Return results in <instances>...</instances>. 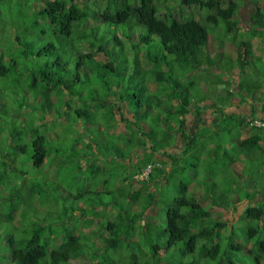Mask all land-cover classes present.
I'll list each match as a JSON object with an SVG mask.
<instances>
[{"label":"rangeland","instance_id":"rangeland-1","mask_svg":"<svg viewBox=\"0 0 264 264\" xmlns=\"http://www.w3.org/2000/svg\"><path fill=\"white\" fill-rule=\"evenodd\" d=\"M138 1L128 0L127 3L135 4ZM234 1L239 5L235 19L238 18L237 25L242 27L238 31H227L222 18H218L217 23L206 20L208 15L216 13L217 6L188 5L182 0H154L159 5L158 12L162 19H165L163 16L166 13L169 19L194 18L209 33L208 42L212 45L203 46L194 57L179 58L176 55L163 56L156 36L149 44H140L133 49L136 37L146 32L145 27L135 19L125 24H111L101 18L105 8L114 11L116 7H121V0H79L87 17L74 21L68 34L58 31L59 25L50 23L46 16L40 14L43 0H0V56L4 57L3 63L9 67L7 74L0 76V264H11L10 236L18 244L23 242L30 235L33 228L30 225L34 221L40 222L46 229L41 243L51 233L54 236L59 234L56 241H60L63 235L72 232L80 235L85 247L95 250L94 259L85 252L70 264H93L96 261L99 264H147L145 255L151 254V246L165 244L161 229L165 226L167 208L181 194L180 182L189 184L185 197L194 196L203 204L211 203L209 199L203 200L205 194L200 195L197 190L204 188L202 179L208 174V171H204L208 163L216 162L211 160L203 147L197 146L198 150H191L185 157L174 155L179 157L177 164L181 166L187 167L189 163L197 165L196 172L192 168L178 171L165 186L161 181L156 183L157 179L152 182L150 186L153 187L155 201L151 208L155 216L140 217L132 234L126 220L137 212V208L143 210L147 196L146 193L141 195L137 205L131 206L132 201L125 196L129 186L123 184L122 177L131 171L140 174L145 160L152 163L157 157L147 152L141 155L137 164L130 163L134 169L127 168L124 163L127 159L132 160L133 149L139 147L135 145V138L132 140L122 132L111 131L106 110L121 95L135 93L137 97L132 95L127 100L134 105L139 99L144 113L148 104L152 107L149 115L142 112L147 124L154 123L153 113L156 112L170 117L163 106L177 105V99L170 98L174 81L179 82L176 91L183 90L189 95L191 105L201 108L207 100L215 101L225 96L228 85L234 82L231 68L234 74L241 76L243 87L250 95L254 90L264 92V51L257 39L259 35L255 36L251 30L256 26L247 24L256 6L264 11V0ZM225 2L227 0H220L221 5ZM116 35L119 37L117 41ZM241 39L250 40V57L245 65L244 61L240 64L236 59V46ZM47 42H52L54 49L38 56V48ZM98 46L102 47L100 51H96ZM223 48L226 49L224 55H229L228 61L231 58L232 62L224 63L223 56L220 57L219 52ZM135 52L140 65L134 62ZM208 52H212V57ZM148 54H156L161 62L153 66ZM194 59L199 62L197 67L193 64ZM213 65L220 70L213 69ZM241 67L244 68L242 71ZM157 68L165 71V76H172L164 81V85L152 79ZM44 72L51 73V82L62 80V85L51 93L50 106L42 98L48 79ZM143 86L147 87V92L143 91ZM36 94L40 97H35ZM101 101L108 102L106 108L96 109ZM85 102L95 111L87 117L90 123H86L84 115L77 116L74 111L77 107L83 108ZM170 118L172 124L164 128L175 132L176 115ZM245 124L250 127L246 121ZM220 126L229 132L214 136L212 143L222 138L229 140L236 133L237 126L232 127L229 120L222 121ZM202 128L197 137L207 129ZM126 131L131 132L130 126ZM38 135L45 137L48 152L43 164L37 168L32 165L30 157L32 141ZM204 141L207 143L206 138ZM230 146V155L237 156V143L232 141ZM218 153L216 151L217 160L220 161L224 156ZM201 154H204L203 158H200ZM230 171L227 175L229 178L237 177L236 170ZM242 172L247 183L246 194L223 193L222 189L229 185L221 184V178L217 176L212 177L222 192H215V198L224 201L225 207L233 206L241 198L245 203L242 209L239 208L235 214L217 217L219 213L212 206L214 211L210 210L211 214L198 226H212L220 218L229 225L222 227L218 233L214 232L209 239H199L193 253L184 252V241H179L168 251L172 264H229L230 261L234 264H257V256H260V264H264V253L261 254L257 246L258 242L264 241V153L261 155L258 152L253 159L247 160L246 170ZM157 173L153 171V176ZM136 175L135 179L140 184L147 182L148 178ZM150 186L144 187L149 189ZM80 192L84 194L75 199ZM10 199L13 200L8 203ZM10 204L13 206L10 207ZM249 206L260 208L261 217L246 215L245 209ZM7 212L12 215L10 222H6L3 216ZM110 222L115 224L111 229L108 227ZM143 223L148 225V229L143 228ZM114 231L128 236V241L119 242L117 249H107L103 240L113 237ZM203 242L207 245L218 243L219 255L214 259L205 257L200 251ZM231 243L239 246L233 248ZM159 254L161 256L162 251Z\"/></svg>","mask_w":264,"mask_h":264},{"label":"trees","instance_id":"trees-1","mask_svg":"<svg viewBox=\"0 0 264 264\" xmlns=\"http://www.w3.org/2000/svg\"><path fill=\"white\" fill-rule=\"evenodd\" d=\"M43 1L44 3L42 4V8L39 10L40 14L46 16L50 23L59 25L58 31L60 30L61 33L68 34L71 31L72 23L74 21H82L84 18L87 17V12L81 7L80 4H82V2H79V0ZM127 1L128 0H121V2L119 3L121 7H116L114 11H111L109 8H105L101 13V18L103 20L109 21L111 24H125L131 19H135L137 23L144 26L146 32L140 33L136 37V41L134 42L135 44L134 46H132L133 49H137L140 44H149L152 41L153 36H156L159 39L163 56L176 55L179 58L188 56L194 57L196 56L195 54H197L203 46L207 45L209 33L206 27L202 25L198 20L190 17H186L183 19H177L172 17L171 19H169L168 15H166L167 13L163 16L165 17V19H162L160 17L161 15L159 16L158 12L159 5L154 3V0H139L135 4H129L127 3ZM182 2L188 5L196 3L201 6H217L216 13L208 15L206 17V20L208 22L217 23L218 18H222L226 23L227 31H233L234 29H237L238 31L240 28H242L237 25L239 23V20L237 21L238 18L235 19V17H237L239 5L234 0H227L224 5L220 4V0H182ZM247 22L256 26L251 28V30H253V32L255 33V36L257 34L259 36L264 34V11L261 10L260 6H256L254 8ZM115 38L116 41L119 40V37L117 35L115 36ZM54 47L55 46L52 42H47L45 45L38 48L36 53L38 56H41L48 51H52ZM249 47L250 40H239V44L236 46L238 53L236 59H238L237 61L240 64L242 63V61H244V65L248 63L247 59L250 57ZM101 49L102 47L98 46L96 48V51H100ZM148 58L153 63V66H157V64L161 62L160 57L156 54L154 56L148 54ZM3 59L4 57L1 55L0 76H5L9 70V67L3 63ZM134 62L136 65H140V61L137 57V52H135L134 55ZM198 63L199 62L194 59L193 64L196 67L198 66ZM157 69L158 71L153 72L154 75L152 78L155 82H157V84L164 85V81H167L168 78H172V76H165V71L161 70V68ZM44 75L48 79L46 81V88L42 92V98L47 100V104L50 106L52 104L51 93L57 87L62 85V80H54V82H51V80L49 79L51 73L44 72ZM35 84L36 82L33 83L34 86ZM172 84L173 85L170 98L172 100L177 99V105L170 104L169 106L163 107L165 112L169 114L170 117L171 115H176V129L181 130V127L185 123V114L189 112V107L191 106V103L188 94L183 93V90H180L179 92L176 91L179 82L174 81V83ZM185 88L186 87H183L182 89ZM143 91L147 92L146 86H143ZM132 95L134 97H137L135 93L130 95L126 94L127 97L121 95L118 101L114 102V104L111 105L108 110H106L107 124L109 128H111V131H117L121 125H123L124 128L130 126L131 132H128V134L124 135H126L129 139L132 138V140L135 138V145H138L140 147L145 148L146 145L149 144L147 148L151 150V152H149L151 153V155L158 153L159 150H164L166 147L172 146L174 143V132L173 130L171 131L167 130L168 128H164L172 124V118L163 117L160 113L156 112L153 113L154 123L150 125L147 124L144 118L142 117H144L145 115H149V112L152 107H150V105L148 104L144 113L141 110L142 102L139 99L134 102V105L132 102L127 100L130 99ZM35 97H40V95L36 94ZM107 103L108 102L101 101L99 103L100 107L96 109L101 110L102 108H106L105 105ZM131 107H133L132 111L130 110ZM74 111L77 116L84 115L86 117V123L91 122L87 121V117H89L93 114V112H95L92 111L91 106L89 104H86V102L85 105H83V108L77 107ZM142 112L145 114L144 116L142 115ZM243 122L245 123V120H243ZM207 133L208 130L206 129L204 133L199 137H197V135L191 137L186 136L188 141L186 142V147L184 148V150L180 152V155L185 157L188 155L189 152H191V150H195L201 142L200 139L205 138ZM255 139H257V137L246 138L241 141V145H244V148L245 146H247L246 148L250 149L252 147L249 145L252 144ZM32 148L33 152L30 157L31 163L34 167L38 168L43 164L48 152V149L45 146V137L43 135H38L32 141ZM119 153L122 154V152ZM226 155L229 156L230 154ZM210 158L212 161H215L216 164L219 163V161L217 160L216 153L210 154ZM178 160L179 157L171 155L169 168L168 170H165L161 168L164 162L162 160L159 161L158 159H154L152 163L159 164V166H155L153 171L158 173L153 176L152 171V173L149 174V177L145 184L144 182L140 184V182L135 179L134 173L132 171L129 172L128 175L122 177L123 184L129 186L127 192H125V196L128 200L132 201V204H130L131 206L135 207L137 205V202L141 195L146 193L147 196V204H145L143 210L140 211L137 210V208V212L132 213L131 216H129L126 220V226L131 228L132 234L134 232V227H136L137 220L140 217H142L143 215H145V217L155 216V212L151 208V204H153V202L155 201V194L153 187L150 186L153 184L152 182H154L155 179H157L156 183L159 184V182L161 181V183H163L165 186L171 181L173 174L178 171L182 172L183 170H188L189 168H192L193 171L196 172L197 165L189 163L187 167H184L177 164ZM148 161L145 160V166L147 163H149ZM136 168H139V166H137ZM99 169L100 167H98V170ZM202 183L204 184L203 187L206 190V194L208 195V198L211 202L209 204H203L200 200L198 201L194 196L185 197V192L187 193L189 184L186 182L179 183L178 186L181 188V194L179 197L174 198L171 202V205L167 208L165 213V226L161 229L162 236L166 239L165 244L163 246L157 244L151 246V254L145 255L148 259L147 264H172L169 257L171 254L168 253V251L179 241H184V246L182 248L184 252L193 253L199 239H209L210 237H212L214 232L217 231L218 233L220 232L222 227L229 225V223L220 218V220H216L212 226H204V224H200L198 226L199 223H202L206 218H208V216L211 214L210 210L214 211L212 209V206L225 207L223 205L224 201L215 198L214 193L219 190V188H217L216 186L215 181L207 182L203 179ZM145 185L150 186V190L148 189V187H144ZM227 188L228 187H226V189ZM42 192L44 191H41V193ZM223 193H226V191H223ZM83 194V192L77 193L75 199L79 198V196H82ZM12 200L13 199H10L8 203H10ZM236 202L234 203L235 207L237 206ZM9 206L11 207L13 205L10 204ZM13 209L14 207L11 208V210ZM245 214L250 217L260 218L262 215V211L260 208H257L255 206H249L247 207V209H245ZM220 215L222 217V214H217V217H220ZM3 216L6 222H10L12 220V215H10L9 212L4 214ZM30 226L33 227L32 231L30 235L24 238L23 242H20L18 244L14 237L10 236L9 243L12 250L9 254V260H11V264H70V261L80 258L82 255H84L85 252H87L92 259L95 258V250L93 248H88L87 246L85 247L81 243L82 241H80L79 234H74L72 232L67 233L61 237L60 241H56L57 236L59 234L57 236H54L51 233V235L46 237L45 240L41 243L42 234L46 232V229H44V226H42L41 223L38 221H34ZM114 226L115 224L112 222L108 224V227L110 229ZM142 226L143 228L145 227V229H148V225H146V223H143ZM113 233V237L111 236L103 240L105 241L107 249H117L119 242L128 241V236L123 235L122 233L117 234L115 231ZM200 246V251L205 257L214 259L219 255L220 245L218 243H212L211 245H207L203 242ZM238 246L239 245H234L233 243H231V247L233 248H236ZM257 246L259 248L260 253L263 254L264 241L258 242ZM161 251L162 255L160 256L159 253ZM256 262L257 264H260V256L256 257ZM93 264L99 263L96 261L93 262ZM132 264L138 263L134 262ZM180 264L194 263L190 262ZM229 264L234 263L230 261Z\"/></svg>","mask_w":264,"mask_h":264},{"label":"crops","instance_id":"crops-1","mask_svg":"<svg viewBox=\"0 0 264 264\" xmlns=\"http://www.w3.org/2000/svg\"><path fill=\"white\" fill-rule=\"evenodd\" d=\"M257 39H259V44L262 45L261 49L264 51L263 49L264 34L259 36ZM207 45H212V43L210 44L208 42ZM229 46L228 48L226 47L228 50H230ZM225 51H226L225 48L220 50L219 52L220 57L223 56L222 60H224V63H229L230 61L232 62L231 58H230V61H228L229 55L228 56L224 55ZM233 51H234V48H233ZM212 52H208L210 53V56ZM225 56H226V59H225ZM263 57H264V53H263ZM247 62L249 61L247 60ZM212 68L214 69L215 66L213 65ZM240 69L242 71L244 68L242 67ZM215 70L219 71L220 69L215 68ZM233 70L234 69L231 68L230 73H232L231 77L234 79L233 80L234 82H231L228 85L229 89L226 90L225 96L222 97L221 99L217 98V100L215 101L209 99L206 101L204 105L201 106V108H198V106L191 105L189 107V112L185 114V123L181 127V130L176 129V131L174 132L176 137L174 139L173 145L170 147H166L164 150L163 149L159 150V152L154 155L157 157L159 161L162 160L164 162L161 168L168 170L170 156L180 154V152H182L184 148L186 147V142L188 141L186 136H190V137L195 136L196 134L200 132V129L202 127L203 128L206 127L208 130V133L205 136V138L207 139V143L204 141L205 138H202L200 139L201 142L199 143L198 147L199 148L203 147L202 149L205 152H208L209 154H214L216 153V151H219L218 155L221 154L222 156H224V158L220 159L221 162L219 161L218 164L216 163L208 164L204 170L205 172L208 171V174L203 179L207 182H210V181H214L212 177L217 176L218 178H221L220 179L221 184L229 185L227 186L228 187L227 189H222L224 192L225 191L226 193L232 192L233 194H237V193L240 194L241 192L243 194H246L247 186L245 185L247 183L246 181H244V178H243L244 172L242 171L246 170L247 160L253 159V157H255V155L258 152L261 155L264 153V129H256V128L248 127L243 122V120H245V118L248 116H259V117L264 118V92L263 90L261 92H258V91L255 92L254 90L252 95H250L248 91L246 90L247 88L243 87V83L240 80L241 76L234 74V72H232ZM224 81H227V79ZM231 85H233V87H230ZM224 120H229L231 122L232 127L234 125L237 126L236 133H234L233 138L229 140L227 138H222L221 140H217L215 141V143H212L213 138H215L214 136L218 134L221 135L222 132L223 133L228 132L225 128H222L220 126V123ZM117 132L128 134V132L126 131V128H124L123 125H121L118 128ZM249 137H257V139H255L254 142L249 145L252 148L248 149L246 148L247 146H245L244 148V145H241V141ZM232 141L236 142L239 147L238 148L239 152H237L239 156L238 155L237 156H233V155L227 156L226 155V154L232 153V151L230 152V147H231L230 142ZM148 145L149 144H147L145 148L138 146L139 148L133 149L132 151L133 156H131L132 160L127 159V161L124 163L127 165V168L134 169L132 167L133 164H130V163L134 162V164H137V161L138 159H140L141 155H143L146 152H151V150L147 148ZM199 148L196 147L195 150H198ZM201 155L202 156L200 158H203L204 154H201ZM225 160L228 162H226ZM231 169L237 171V177H234L232 179L227 176L228 170L230 171ZM136 174L137 172L134 173V177ZM234 185H237L236 188H234ZM197 189L199 188L197 187ZM202 189L204 188L197 190L198 191L197 193L200 195L205 194L206 197L204 196L203 200L206 199L207 201L209 198H208V195L206 194V190L205 189L202 190ZM217 192L221 193V190L219 189ZM198 198L200 199L199 196ZM237 201L239 202H236L237 203L236 207L234 204L233 206H228V207L214 206V210L216 212L218 211L217 213L222 214V215L232 214V213L235 214L238 211V209L240 208L241 210L243 205L245 204L243 200H241V198L237 199Z\"/></svg>","mask_w":264,"mask_h":264},{"label":"built area","instance_id":"built-area-1","mask_svg":"<svg viewBox=\"0 0 264 264\" xmlns=\"http://www.w3.org/2000/svg\"><path fill=\"white\" fill-rule=\"evenodd\" d=\"M245 121L252 128L264 129V118L262 117L248 116L245 118ZM155 166H159V164H146V166L141 170L140 174H137L136 177L138 176L139 178L147 179Z\"/></svg>","mask_w":264,"mask_h":264},{"label":"flooded vegetation","instance_id":"flooded-vegetation-1","mask_svg":"<svg viewBox=\"0 0 264 264\" xmlns=\"http://www.w3.org/2000/svg\"><path fill=\"white\" fill-rule=\"evenodd\" d=\"M253 12V10L251 11V13ZM251 13H250V15H251Z\"/></svg>","mask_w":264,"mask_h":264}]
</instances>
